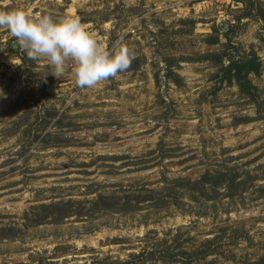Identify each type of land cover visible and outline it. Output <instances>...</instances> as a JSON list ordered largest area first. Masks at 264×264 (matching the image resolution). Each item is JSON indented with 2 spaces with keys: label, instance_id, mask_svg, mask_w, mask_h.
I'll return each mask as SVG.
<instances>
[{
  "label": "rangeland",
  "instance_id": "obj_1",
  "mask_svg": "<svg viewBox=\"0 0 264 264\" xmlns=\"http://www.w3.org/2000/svg\"><path fill=\"white\" fill-rule=\"evenodd\" d=\"M261 8L264 0H0V11L76 18L106 50L122 44L131 57L115 77L80 88L71 61L57 78L0 27V264H120L142 252L136 264L263 258ZM210 53L254 59L259 99L221 82ZM218 171L226 181L204 194L186 183Z\"/></svg>",
  "mask_w": 264,
  "mask_h": 264
},
{
  "label": "clouds",
  "instance_id": "obj_2",
  "mask_svg": "<svg viewBox=\"0 0 264 264\" xmlns=\"http://www.w3.org/2000/svg\"><path fill=\"white\" fill-rule=\"evenodd\" d=\"M0 27L14 37L27 58L46 60L59 78L71 61L72 75L80 88H93L102 81L115 77L130 64V54L122 44L106 50L76 18L56 20L48 14L35 18L23 10L0 11ZM4 93L0 91V97Z\"/></svg>",
  "mask_w": 264,
  "mask_h": 264
},
{
  "label": "trees",
  "instance_id": "obj_3",
  "mask_svg": "<svg viewBox=\"0 0 264 264\" xmlns=\"http://www.w3.org/2000/svg\"><path fill=\"white\" fill-rule=\"evenodd\" d=\"M259 17L264 21V8H261L259 10ZM210 44H214L216 40L212 39L210 41ZM218 42V41H217ZM213 62H215L218 66H220V72H221V82H226L228 84L236 83L241 91L245 96L249 97L253 101H257L259 99L258 95V87L253 84L250 75L252 73L260 74L259 70V64L256 63L254 59L250 60H236L234 57H229L226 62V55L222 53H210L207 55ZM167 75H175V73L169 68L167 70ZM176 76V75H175ZM157 78V82H158ZM179 81H177L178 83ZM179 84V83H178ZM46 137V136H45ZM226 176L223 172L218 171L215 174L213 173H207L205 174L199 181L197 182H191L187 181V185H202L201 188L197 189L198 192L204 194V186L206 184H210L212 188L215 186H220L224 184L226 181ZM228 189H231V185H227ZM210 251V250H209ZM208 253V250H207ZM151 255L153 253H150ZM145 252H142L140 254H135L131 256V259L126 262H122L120 264H136L135 262L137 260H144ZM20 264H31V263H20ZM36 264H46L44 260H40ZM91 264H105V262L102 261H93ZM238 264H264V257L256 260V261H248V262H241Z\"/></svg>",
  "mask_w": 264,
  "mask_h": 264
}]
</instances>
